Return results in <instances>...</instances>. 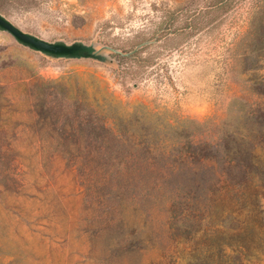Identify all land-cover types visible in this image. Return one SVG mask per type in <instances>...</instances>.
<instances>
[{
  "label": "rangeland",
  "instance_id": "1",
  "mask_svg": "<svg viewBox=\"0 0 264 264\" xmlns=\"http://www.w3.org/2000/svg\"><path fill=\"white\" fill-rule=\"evenodd\" d=\"M218 1L0 0L21 29L108 57L51 59L0 31V264H217L208 224L234 245L257 202L241 258L264 264V0ZM187 133L233 183L226 153L255 179L191 232L173 185L152 184Z\"/></svg>",
  "mask_w": 264,
  "mask_h": 264
},
{
  "label": "trees",
  "instance_id": "2",
  "mask_svg": "<svg viewBox=\"0 0 264 264\" xmlns=\"http://www.w3.org/2000/svg\"><path fill=\"white\" fill-rule=\"evenodd\" d=\"M228 0H219L217 2L218 7L225 5ZM254 34L256 39L260 42H264V14L262 17L256 21L254 25ZM264 57V53H263ZM114 130V128H113ZM188 133L185 135L181 142H178V155L175 159H172L167 168L161 167L157 169L156 164H153V170H156L157 176L153 179L155 181L152 183L156 188L164 187L165 185L172 184L173 190L176 191L178 197L173 199L170 203V218L176 219L180 222V225L175 224L174 229L182 230L181 225L183 224L184 230L191 232L192 230H197L198 226L193 221H199L203 218L204 213H207V219L212 220V214L216 210L217 202L222 201L224 197L233 193L236 195V201L241 202L242 199H247L251 195L246 194V190L254 184V178L250 177L247 173L245 165L239 163H233L235 159L226 153L227 167H235L236 173L243 176L241 179L232 182V178L238 175L233 174L228 169L217 170L215 167V153L216 149L212 153L210 148H212V143L209 142H199L192 139ZM65 146V150L69 151V147ZM229 157V160L227 159ZM161 162V159H158ZM151 164V162H149ZM207 171L211 173L206 175ZM151 184V183H150ZM202 186L206 187L207 194L200 195V191L203 189ZM233 196V195H232ZM257 199H253L254 203ZM258 202L255 205L247 206L242 205L239 207L240 210L245 211L246 220L242 225L237 226L233 229L236 232L234 237V245L223 240V237L218 236L215 231L217 227L208 224L209 232H214L218 239H215L213 251L217 250L218 258L216 260L217 264H242V256L248 254L252 244L254 242L248 236L251 227L248 229L247 222L256 216ZM250 218V219H249ZM187 220H192V222H187ZM189 224V225H188ZM188 225V226H187ZM173 228V227H172ZM213 231H212V230ZM249 230V231H248ZM244 231V232H243ZM245 234V235H241ZM208 236V235H204ZM215 237V238H216ZM234 246L232 248V254L229 255L223 253L225 247ZM209 250L205 251L206 255H212ZM215 254V253H214Z\"/></svg>",
  "mask_w": 264,
  "mask_h": 264
},
{
  "label": "water",
  "instance_id": "3",
  "mask_svg": "<svg viewBox=\"0 0 264 264\" xmlns=\"http://www.w3.org/2000/svg\"><path fill=\"white\" fill-rule=\"evenodd\" d=\"M0 31L9 33L18 44L51 59H92L99 62L108 60L107 55L101 49H97L94 42L86 43L82 40L67 42L64 39L47 40L21 29L2 12H0Z\"/></svg>",
  "mask_w": 264,
  "mask_h": 264
}]
</instances>
